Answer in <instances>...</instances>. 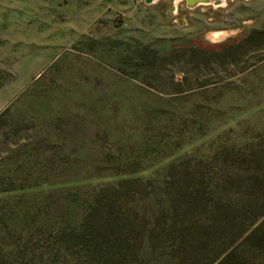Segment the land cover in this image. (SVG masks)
<instances>
[{
  "label": "rangeland",
  "instance_id": "obj_1",
  "mask_svg": "<svg viewBox=\"0 0 264 264\" xmlns=\"http://www.w3.org/2000/svg\"><path fill=\"white\" fill-rule=\"evenodd\" d=\"M255 30L264 0H0V264H264Z\"/></svg>",
  "mask_w": 264,
  "mask_h": 264
},
{
  "label": "trees",
  "instance_id": "obj_2",
  "mask_svg": "<svg viewBox=\"0 0 264 264\" xmlns=\"http://www.w3.org/2000/svg\"><path fill=\"white\" fill-rule=\"evenodd\" d=\"M264 34V32L262 31H252L250 34H248V36L246 37V39L244 40L245 43L250 44L252 41H254L253 37H256L257 34L261 35ZM232 49L231 47L226 48V52L231 53ZM204 51V50H203ZM154 52V50H153ZM159 52H156L154 54H152L147 48H143L139 50V53L137 52V58L142 61L140 62V64L142 65H138L137 67L139 68H149V69H154L156 66V62L158 61V59L160 57L157 56ZM152 54V56H151ZM145 60H148V62L145 63ZM205 60V56H203V54H201V58L197 59L196 61H204ZM197 62L196 64L199 65ZM205 64V62H204ZM148 65V66H147ZM6 115V111H4L2 113V116ZM249 237H247L246 239H249ZM258 246L262 245L261 243L257 244ZM247 263V258L240 256V254L236 253V250H230V252L226 253L216 264H246Z\"/></svg>",
  "mask_w": 264,
  "mask_h": 264
},
{
  "label": "water",
  "instance_id": "obj_3",
  "mask_svg": "<svg viewBox=\"0 0 264 264\" xmlns=\"http://www.w3.org/2000/svg\"><path fill=\"white\" fill-rule=\"evenodd\" d=\"M149 1V0H147ZM188 7H195L196 5L207 3V4H214L221 5L220 0H185Z\"/></svg>",
  "mask_w": 264,
  "mask_h": 264
},
{
  "label": "bare ground",
  "instance_id": "obj_4",
  "mask_svg": "<svg viewBox=\"0 0 264 264\" xmlns=\"http://www.w3.org/2000/svg\"><path fill=\"white\" fill-rule=\"evenodd\" d=\"M149 1H156V0H149ZM221 1V5H224L225 3V0H220ZM214 5L215 6H218L216 3H214ZM225 33H226V31H219V32H216V35H217V40L218 39H221V38H223L224 37V35H225ZM228 34V33H227Z\"/></svg>",
  "mask_w": 264,
  "mask_h": 264
},
{
  "label": "flooded vegetation",
  "instance_id": "obj_5",
  "mask_svg": "<svg viewBox=\"0 0 264 264\" xmlns=\"http://www.w3.org/2000/svg\"><path fill=\"white\" fill-rule=\"evenodd\" d=\"M184 1H185V0H184ZM185 3H186V1H185ZM224 3H226V0H225ZM186 6H187V4H186ZM187 7H188V6H187ZM188 8H190V7H188ZM221 31H223V30H221ZM216 32H219V31H212V32L210 33L211 38H213V39H216V38H217Z\"/></svg>",
  "mask_w": 264,
  "mask_h": 264
},
{
  "label": "crops",
  "instance_id": "obj_6",
  "mask_svg": "<svg viewBox=\"0 0 264 264\" xmlns=\"http://www.w3.org/2000/svg\"><path fill=\"white\" fill-rule=\"evenodd\" d=\"M222 7V6H221Z\"/></svg>",
  "mask_w": 264,
  "mask_h": 264
}]
</instances>
